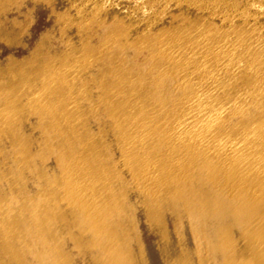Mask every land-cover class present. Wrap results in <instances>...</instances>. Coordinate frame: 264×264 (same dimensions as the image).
<instances>
[{"label":"bare ground","instance_id":"6f19581e","mask_svg":"<svg viewBox=\"0 0 264 264\" xmlns=\"http://www.w3.org/2000/svg\"><path fill=\"white\" fill-rule=\"evenodd\" d=\"M0 264H264V0H0Z\"/></svg>","mask_w":264,"mask_h":264}]
</instances>
